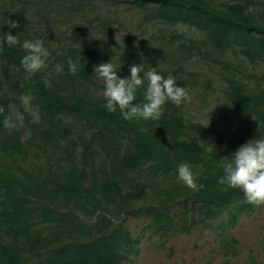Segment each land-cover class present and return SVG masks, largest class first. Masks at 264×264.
I'll return each instance as SVG.
<instances>
[{
    "label": "trees",
    "instance_id": "trees-1",
    "mask_svg": "<svg viewBox=\"0 0 264 264\" xmlns=\"http://www.w3.org/2000/svg\"><path fill=\"white\" fill-rule=\"evenodd\" d=\"M60 1L45 3L55 9ZM64 1L70 12L83 2ZM127 1L167 27L143 52L131 39L114 50L71 46L25 80L24 50L0 44V264H123L135 250L127 217L147 218L145 228L190 233L253 209L239 188L220 183L218 164L246 143L243 136L236 143L244 119L253 124L248 140L264 134V84L251 85L236 73L228 77L219 125L202 137L183 104L166 102L156 121L108 112L93 66L112 59L121 65L119 75L127 76L130 65L142 63L145 70L154 67L175 77L189 92L183 65L195 56L230 66L225 57L238 48L249 62L264 61V15L255 9L257 1ZM29 2L16 8L12 1L11 17L7 3L0 4V37L14 21L18 26L11 32L21 41L39 38L25 20ZM44 8L38 14L47 19L50 11ZM69 57L77 64L75 75L68 71ZM29 92L41 121L32 124L25 114L24 127L9 133L2 123L11 113L9 104L19 107L18 97ZM142 99L138 91L134 102ZM26 129L32 136L22 141ZM181 163L203 187L193 190L177 179Z\"/></svg>",
    "mask_w": 264,
    "mask_h": 264
},
{
    "label": "rangeland",
    "instance_id": "rangeland-1",
    "mask_svg": "<svg viewBox=\"0 0 264 264\" xmlns=\"http://www.w3.org/2000/svg\"><path fill=\"white\" fill-rule=\"evenodd\" d=\"M12 1L0 0V4L7 3V17L14 13L9 9ZM22 1L15 0L16 8ZM46 1L30 0L25 20L31 31L45 41L51 60L71 46L114 50L118 44L123 46L127 39L143 52L157 44L160 29L167 28L162 23L146 19L145 13L127 0H83L81 8L73 12L68 11L64 0L60 1L62 5L57 2L55 9H52L54 3L46 6ZM256 1L255 9L264 15V0ZM44 7L50 11L47 19L38 14ZM225 58L230 66L197 56L183 65L190 95V100L183 104V113L197 124L201 117L211 119L207 127L200 126L204 133L198 134L202 137L208 136L219 125V110L227 101L228 77L236 73L251 85L264 84V61L251 63L238 48L229 50ZM252 126L249 119L241 121L236 130L238 145L242 136L248 141ZM252 207V210L243 211L235 221L225 215L207 226L192 229L190 233L145 228L147 218L127 217L124 221L132 231L135 250L123 264H226V261L252 264L251 255L257 264H264V204H252Z\"/></svg>",
    "mask_w": 264,
    "mask_h": 264
},
{
    "label": "clouds",
    "instance_id": "clouds-1",
    "mask_svg": "<svg viewBox=\"0 0 264 264\" xmlns=\"http://www.w3.org/2000/svg\"><path fill=\"white\" fill-rule=\"evenodd\" d=\"M17 26V22H11L9 31L3 32V36L0 37V44L9 47L18 45L24 50V54L20 58V66L23 69L24 79L28 80L47 66L50 53L39 38L21 41L19 35H13L11 29ZM93 37L103 39L97 36ZM67 65L68 71L75 75L78 67L71 57L68 58ZM61 70L60 67H57L58 72ZM120 70L121 65L113 63L112 59L93 66V73L96 74L98 82L103 86V106L108 112L119 110L120 115L126 120L151 119L156 121L163 115L165 111L163 105L166 102L170 101L180 107L190 100L189 92L176 82L175 77H164L154 67L145 70L142 63L132 64L129 66L127 76L119 75ZM44 83L47 85L49 81L45 79ZM138 91L142 92L143 99L134 102ZM18 100L19 107L10 103L11 113L5 115L2 121L9 133L24 127L25 114L31 118L32 124H39L41 121V113L38 107L33 104L32 93H23L18 97ZM253 118L255 119L254 116ZM197 122L199 127H207L211 119L201 117ZM31 136V130L26 129L21 140H27ZM218 167L223 169V176L220 178L221 184L230 188H239L248 203L264 204V134L256 135L241 144L239 148L231 152V158L221 160ZM176 175L179 181L193 190L203 187V185H198L196 176L187 163L177 166Z\"/></svg>",
    "mask_w": 264,
    "mask_h": 264
}]
</instances>
